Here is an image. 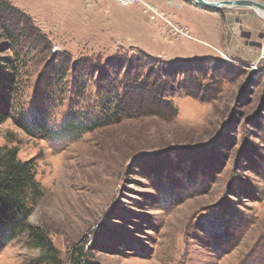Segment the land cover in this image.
<instances>
[{
	"label": "rangeland",
	"instance_id": "rangeland-1",
	"mask_svg": "<svg viewBox=\"0 0 264 264\" xmlns=\"http://www.w3.org/2000/svg\"><path fill=\"white\" fill-rule=\"evenodd\" d=\"M7 1L35 31L11 43L0 23V112L10 113L0 145L35 164L43 189L27 224L53 250L26 230L0 238V264H79L81 252L80 264H264L261 13L203 14L168 0L172 12L147 0L190 34L170 38L141 4ZM143 53L153 60L132 76L149 75L154 87L167 63L185 59L166 94L175 115L86 129L128 78L126 66L108 60ZM107 74L115 87L103 88ZM72 120L80 125L73 132Z\"/></svg>",
	"mask_w": 264,
	"mask_h": 264
},
{
	"label": "trees",
	"instance_id": "trees-1",
	"mask_svg": "<svg viewBox=\"0 0 264 264\" xmlns=\"http://www.w3.org/2000/svg\"><path fill=\"white\" fill-rule=\"evenodd\" d=\"M1 12H4L5 15L0 19V23L4 25L5 38L9 42L18 43L21 36L34 33L33 27L29 28L24 24L26 22L31 23L29 15L8 3L7 0H0ZM114 59L115 57H112L108 60L110 67L112 64H117L116 61H118L120 68L127 67L128 78L123 86L124 90L112 109L104 111L98 120L87 123V128L82 127L83 129H95L106 123L117 122L123 117L152 114L163 118H171L175 115L176 110L169 103L166 94L171 85L174 86L175 75L186 71L185 59L167 63V66L162 69V74L156 75L157 78L154 83H160L162 87L150 86L147 83L148 79L151 78L149 75L132 76L135 70L139 72L141 67L153 60L151 55L143 53L137 60L131 59L129 62L128 59L124 60V58ZM108 76L109 74L102 77V86L106 89L108 85L113 88L118 84L116 80L111 81V79L110 83L107 79ZM119 84V86L122 85V83ZM186 92L190 96H195L191 88H188ZM9 116L8 111L2 110L0 112V123ZM66 126L67 130L72 132L80 128V125L73 120L67 123ZM38 128L45 133L50 132L45 125H38ZM42 189L41 183L36 179V167L33 161L21 160L18 157L17 149L0 145V238L10 241L22 232L29 230L46 250L50 252L53 250V246L46 241L45 237L27 224L28 217L33 212L38 198L41 196ZM84 257H87V252L86 254L81 252L78 259L79 264ZM85 261H88V264L90 262L87 258Z\"/></svg>",
	"mask_w": 264,
	"mask_h": 264
},
{
	"label": "built area",
	"instance_id": "built-area-1",
	"mask_svg": "<svg viewBox=\"0 0 264 264\" xmlns=\"http://www.w3.org/2000/svg\"><path fill=\"white\" fill-rule=\"evenodd\" d=\"M117 3L121 5H129V4H141L144 6V11L149 13L151 19L161 20L164 21L166 27H168L167 32L165 33L166 36L170 35V38H180L183 36L189 37V31L187 28L180 26L175 20L169 16L168 14L164 13L163 11L159 10L156 5L152 4L147 0H115Z\"/></svg>",
	"mask_w": 264,
	"mask_h": 264
},
{
	"label": "water",
	"instance_id": "water-1",
	"mask_svg": "<svg viewBox=\"0 0 264 264\" xmlns=\"http://www.w3.org/2000/svg\"><path fill=\"white\" fill-rule=\"evenodd\" d=\"M200 8L216 10L224 7L246 6L264 12V4L255 0H192Z\"/></svg>",
	"mask_w": 264,
	"mask_h": 264
},
{
	"label": "crops",
	"instance_id": "crops-1",
	"mask_svg": "<svg viewBox=\"0 0 264 264\" xmlns=\"http://www.w3.org/2000/svg\"><path fill=\"white\" fill-rule=\"evenodd\" d=\"M154 2H158V4H161L163 8H165L166 10L168 11H172L171 9L172 8V5L171 4H174L176 5L177 7H188V8H192V9H195V10H198L200 12H202L203 14L207 13L209 14L206 9H203V8H200V7H197L193 2L190 3V2H187L185 0H169V2H171V4L169 5L167 2L168 0H162L161 2L160 1H156V0H152ZM173 12V11H172ZM175 15V13H173ZM160 55V54H159Z\"/></svg>",
	"mask_w": 264,
	"mask_h": 264
},
{
	"label": "bare ground",
	"instance_id": "bare-ground-1",
	"mask_svg": "<svg viewBox=\"0 0 264 264\" xmlns=\"http://www.w3.org/2000/svg\"><path fill=\"white\" fill-rule=\"evenodd\" d=\"M259 11V10H258ZM260 13H261V15L264 17V12H261V11H259ZM222 53V52H221Z\"/></svg>",
	"mask_w": 264,
	"mask_h": 264
}]
</instances>
